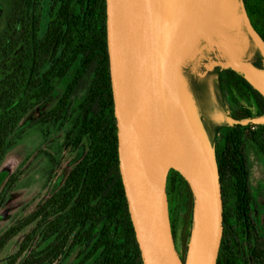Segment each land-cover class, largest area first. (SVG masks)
I'll return each instance as SVG.
<instances>
[{
    "label": "trees",
    "instance_id": "1",
    "mask_svg": "<svg viewBox=\"0 0 264 264\" xmlns=\"http://www.w3.org/2000/svg\"><path fill=\"white\" fill-rule=\"evenodd\" d=\"M240 1L264 41V0ZM4 17L0 170L11 150L26 139L23 121L56 96L63 84L56 105L36 125L44 140L64 132L66 148L75 152L86 145V152L63 185L1 238L3 249L33 227L3 264H144L120 172L106 0H9ZM251 64L264 74L259 50L257 61ZM200 82L192 85L202 102L199 107L208 109L207 100L217 98L230 120L208 128L224 205L217 264H264V230L257 221L249 157L253 149L264 164V124L242 125L264 117V92L226 67H217ZM51 161L56 164L53 157ZM3 175L0 209L7 202L5 193L17 180V174ZM167 198L177 250L182 263L188 264L195 199L175 170L168 176Z\"/></svg>",
    "mask_w": 264,
    "mask_h": 264
},
{
    "label": "water",
    "instance_id": "2",
    "mask_svg": "<svg viewBox=\"0 0 264 264\" xmlns=\"http://www.w3.org/2000/svg\"><path fill=\"white\" fill-rule=\"evenodd\" d=\"M211 1L106 0L120 172L144 264H183L169 216L171 170L195 199L188 264H217L219 258L224 205L218 162L182 82L183 51ZM244 16L264 57V41ZM225 67L264 92V74L251 63ZM262 124L264 117L242 122Z\"/></svg>",
    "mask_w": 264,
    "mask_h": 264
},
{
    "label": "rangeland",
    "instance_id": "3",
    "mask_svg": "<svg viewBox=\"0 0 264 264\" xmlns=\"http://www.w3.org/2000/svg\"><path fill=\"white\" fill-rule=\"evenodd\" d=\"M235 2L238 6L237 14L241 17L239 23L236 22L235 17L230 15L232 6L230 0L211 1L209 9L204 14V17L208 19L202 25L199 34L192 37L195 40L194 47L183 60L182 71L187 69L195 74H200L201 77L196 76L198 80H202L206 78V72L209 74L217 66L225 67L232 62V59H236L238 62L251 61L257 46L249 36L241 1L235 0ZM8 5L9 0H0V32L5 24L4 16ZM216 6L218 9L213 12L212 8H217ZM207 29L214 36V38H209L212 43L216 44L218 49L215 53L222 58L223 63L215 62L212 58L214 54L212 49L203 44L199 45V40L202 34L207 32ZM64 89L65 84L59 87L56 96L26 117L21 127L28 129L26 139L11 150L0 170V180L4 173L10 176L17 174L15 185L5 193L7 202L0 209V240L7 231L31 216L63 185L70 171L86 152V145L75 152L66 148L64 132L54 133L44 140L38 130V125H36V122L56 105ZM216 102L214 99L209 109L205 110L199 107L197 101L193 102L194 110L192 108V112L204 130L206 129L208 137V128L213 129L230 121L226 110L217 106ZM52 157L56 164L51 161ZM249 157L251 188L257 204V221L260 228L264 230V164L253 149H249ZM5 183L1 184V189H4ZM32 228L15 237L3 249H0V264H3L4 260L18 250ZM62 264H66V262H62Z\"/></svg>",
    "mask_w": 264,
    "mask_h": 264
},
{
    "label": "flooded vegetation",
    "instance_id": "4",
    "mask_svg": "<svg viewBox=\"0 0 264 264\" xmlns=\"http://www.w3.org/2000/svg\"><path fill=\"white\" fill-rule=\"evenodd\" d=\"M217 7V6H216ZM216 9H218V7L217 8H215V7H213L212 8V11L214 12H216ZM211 37H213L214 38V36H213V34H210L209 33V31H208V29H207V32L206 33H204V34H202V37H201V39L199 40V45H204V46H208L210 49H212L213 50V56H212V58L215 60V62H217V63H223V60H222V58L221 57H219L215 52L217 51V46H216V44H214V43H212V41H211V39L210 38ZM213 40V39H212ZM257 52H258V48L254 51V53L252 54V58H251V61L249 62V63H255L256 61H257ZM217 67H219V66H217ZM216 68H214L211 72H213L214 70H215ZM210 72V73H211ZM210 73L209 74H207V72L205 73V76H206V78H203L202 80H198L197 79V76L196 75H198L199 77H201V75L200 74H195V73H193L192 71H190V70H187V69H185V70H183L182 71V82H183V88H184V91H185V93H186V95H187V97H188V99H189V101H190V103H191V105L194 107V105H193V102L194 101H197V103H199V105L200 104H202V102L200 103V102H198V100H197V98H196V96H195V93H194V89H193V86L192 85H194L193 83H195V82H199V84L200 83H202V82H200V81H204V80H207V78H209V75H210ZM207 83H209V81L207 82ZM198 85V84H197ZM190 93H189V92ZM209 98V97H208ZM214 99H216V104H217V106H219L221 109H224V107H223V105L220 103V102H218V100H217V98H214ZM214 99H212V98H209L208 100H207V102H208V109H209V107H210V105L213 103V100ZM225 110V109H224ZM228 118H229V116H228Z\"/></svg>",
    "mask_w": 264,
    "mask_h": 264
},
{
    "label": "bare ground",
    "instance_id": "5",
    "mask_svg": "<svg viewBox=\"0 0 264 264\" xmlns=\"http://www.w3.org/2000/svg\"><path fill=\"white\" fill-rule=\"evenodd\" d=\"M232 2V6H231V11H230V15H232L233 17L236 18V22H241V17L237 14L238 11V6L235 2V0H230ZM207 15V14H206ZM206 17L203 16V18H201L199 21H197L193 27V29L191 30V33L189 35V42L187 43V46L185 47L184 51H183V59L186 58V56L192 51L193 47H194V43L195 40L192 39L193 36H195L196 34H199L202 25L207 21ZM233 63H237L238 61L236 59H232Z\"/></svg>",
    "mask_w": 264,
    "mask_h": 264
}]
</instances>
